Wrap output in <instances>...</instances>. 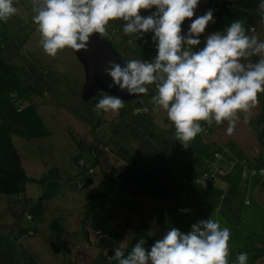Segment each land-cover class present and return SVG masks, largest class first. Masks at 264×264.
<instances>
[{
    "label": "rangeland",
    "instance_id": "obj_1",
    "mask_svg": "<svg viewBox=\"0 0 264 264\" xmlns=\"http://www.w3.org/2000/svg\"><path fill=\"white\" fill-rule=\"evenodd\" d=\"M20 1L23 7L15 6L17 15L31 19L30 23L14 16L9 18L12 19V25H9L12 29L4 30L0 24V40L7 36L10 38L9 46H21L17 53L9 46L2 53L12 56L11 62L20 68L23 83L32 93L30 100L35 103L49 134L32 139L12 137L28 180L24 192L0 194V230L9 233L39 264H119V260L114 258V251L103 250L96 245L89 221L82 223L85 185L100 184L111 166L120 170L125 163H133L146 171H156L155 163L159 165L163 160L164 165L170 168L173 179L179 174L180 178L183 174L187 175V182L177 184L175 188L179 200L190 211H180L184 209L180 201H161L124 186L105 211L111 216L110 223L125 228L128 233L133 228L144 229L158 240L172 227L187 233L193 224L212 219L221 228L230 230L228 264H239L237 257L241 252L248 253L245 264H264V204L254 198L252 186L255 178L242 176L238 172L236 180L240 184L233 187L234 192L221 186L213 193L209 183L206 186L196 184L194 176H200L199 173L206 166L200 160L201 155L197 154L193 160L186 158L194 154L195 149L197 151L196 143L201 141L205 147L202 158L215 166L218 160L214 158L212 150L220 145L214 141L205 143L206 136L201 132L185 148L184 142L177 137L173 122L167 119L166 110L152 101L154 95L149 92L151 84L144 85L148 91L142 97L123 100L127 120L121 116V109L118 113L111 110L105 113L101 109L97 114L95 107L90 108L92 103L87 104L95 95L87 100L81 98L84 73L73 51L61 49L55 57H50L43 50V37L33 17L46 6L37 5L31 0H13V3ZM206 1L198 0L194 16L182 23V36L187 35L191 21L199 16L200 8ZM155 10V6H152L141 9L140 14L148 16ZM239 21L246 35L257 36L259 42H264V21L255 20L253 30H248L249 24L254 21L252 17ZM121 22L122 19H116L112 25L118 27ZM28 25L30 30L25 36ZM107 27L108 24L105 29ZM213 33L216 32L206 27L205 32L200 34L201 42H206ZM145 35L142 51L149 54L156 41L152 40V31ZM128 37L136 41L133 36ZM23 38L24 43L21 42ZM113 39L117 43L118 35H113ZM134 44L132 42L128 47L131 49ZM183 50L198 51L194 46L182 44ZM156 55L157 50L145 61L149 58L151 61L148 62L154 61ZM261 58H264V53L242 57L240 62L247 67L258 63ZM163 78H166V74L161 72L156 81L162 83ZM151 89L153 91V86ZM258 99V105L251 109L249 123L243 122L245 113L238 112L235 130L228 135V121L213 125L211 118L213 129L209 134L220 144L233 141L248 159L247 165L253 167L255 156L261 154L264 148L259 142V138L264 140V134L259 135L257 128L259 122L264 126V92L258 94ZM94 103L96 105L97 102ZM135 109H140V113L137 114ZM133 111L136 116L140 115L134 118L135 121L131 119ZM178 149L181 152L177 153ZM154 159L156 161L152 162ZM186 161L192 163L191 170L187 169L189 163ZM242 164L236 161L240 171ZM88 168H92V171ZM248 179L251 181L246 185ZM217 181L223 184L228 182L223 177L214 178V182ZM239 189L242 191L238 194Z\"/></svg>",
    "mask_w": 264,
    "mask_h": 264
},
{
    "label": "clouds",
    "instance_id": "obj_2",
    "mask_svg": "<svg viewBox=\"0 0 264 264\" xmlns=\"http://www.w3.org/2000/svg\"><path fill=\"white\" fill-rule=\"evenodd\" d=\"M46 7L33 17L42 34L44 52L55 57L58 50L69 48L87 50L93 33L105 34V26L112 20L123 19L125 35L136 33L143 38L152 31L156 41L157 55L152 62L131 59L125 67L113 60L104 73L111 77L109 88L118 86L130 95L145 94L146 84H153L159 73L166 74L157 84L158 95L152 97L155 104L166 110L167 119L173 122L178 139L193 140L203 131L198 121L214 118L217 125L228 121L226 133L231 135L239 119L238 112L245 113L243 122H250L251 109L259 103L258 94L264 92V58L247 67L240 62L242 57L264 53V42L257 36L245 34L240 21H234L226 29L209 35L198 51H181L182 44H201L200 34L209 23H215L213 9L191 21L187 35H181V25L186 18L194 16L198 0H44ZM155 6L151 15L142 16L141 9ZM264 11V2L259 5ZM17 13L13 0H0V20H7ZM251 49L249 52L248 50ZM118 96L105 95L95 105L94 111L118 113L124 108ZM146 110V109H145ZM137 114L140 109H137ZM188 212L190 209H180ZM230 230L221 228L212 219L193 224L191 231L181 232L172 227L152 244L144 248L139 240L127 258L120 248L114 258L119 264H228V241ZM245 264L247 252L237 257Z\"/></svg>",
    "mask_w": 264,
    "mask_h": 264
},
{
    "label": "trees",
    "instance_id": "obj_3",
    "mask_svg": "<svg viewBox=\"0 0 264 264\" xmlns=\"http://www.w3.org/2000/svg\"><path fill=\"white\" fill-rule=\"evenodd\" d=\"M31 1L35 2L37 5H45L44 0ZM262 2H264V0H207L200 8L199 16L204 15L209 9H213L215 23L210 22L207 27L220 34L226 33V29L232 22L252 17L254 21L249 24L248 30H253L255 28V20L264 21V11L259 7ZM17 5L23 7L22 1L17 4L13 3V6ZM14 16H18L17 13L11 17ZM19 18L28 23H30L31 20L18 16V19ZM11 21L12 19H8L7 22L0 20V24L3 25L5 28L4 30H10L12 29V27L9 26L12 25ZM112 23L113 20L108 23V27L103 36L105 39L111 41L113 47L126 64L127 61L131 59L139 60L142 58L140 60L145 61L157 50L156 44H154V47L151 48V52L146 54V52L142 51L145 45V42H143L145 40L144 37L141 38L136 33L125 35L123 26L127 22L123 19L121 25L118 27L112 25ZM27 27L28 29L26 30L27 33L25 36H27L30 30V26L28 25ZM152 33L154 35V32ZM113 35H118L119 39L117 43H115ZM128 36H133L136 41H131V37ZM144 36L146 35L144 34ZM4 37L6 38H3L2 41L0 40V194L15 195L24 192L28 176L22 165L19 152L15 147L12 137L16 136L21 139H32L47 136L49 134V129L45 125L42 116L39 114L35 103L30 100L32 93L31 90L27 88L25 82L23 83V78L20 75V68L11 62L12 56L3 55L2 53L3 49L10 45L8 42L10 38L7 36ZM24 38L21 39L22 43L25 41ZM132 42L135 44L130 49L128 46ZM204 43L205 42H201L200 45H196L194 48L199 50L204 46ZM116 44L117 46H115ZM10 47L15 49V53H17L21 46L18 44L16 48H14L13 45L9 46V48ZM148 61H151V58H149ZM157 84L160 83L156 81L154 84H151L153 86V91L150 85L149 92L154 96L158 95ZM105 95L104 92H98L87 104L91 105L92 103L90 108L95 107L94 102L98 103ZM136 110L137 109H135V111ZM135 111L131 114L132 121H135V117L140 116H136L134 114ZM121 112V116H124V120H127V113L123 108ZM262 122L264 123V120ZM198 123L203 129L202 134L206 136L204 142L214 141L220 146L212 150L214 158L218 160L216 165L213 166V162L210 163L202 158L205 147H203V142L197 141V151L195 149L193 152L194 154L186 159L193 160L197 154L201 155L200 160H202L206 167L199 173L200 176H194L193 181L202 186H206L208 183L210 186H213L214 178L221 179V177H223L225 180L230 181L229 174L237 161L243 162L240 174L245 177L251 176L255 178L254 181L257 182L259 188L264 190V148L261 154L258 153L255 156L253 161L254 167L247 165L246 160L248 159L245 157V154L239 147L231 142V140L225 144H220L209 135L210 131L213 129V127L209 125V122L198 121ZM259 123L257 126L258 133L259 135H263L264 126L259 125ZM259 142L264 146V140L259 138ZM234 145L237 147L236 149ZM179 152H181V149H178L177 153ZM75 161H78V159H75ZM155 161L154 159L152 162ZM250 162L252 161L250 160ZM185 163H189L187 169L191 170L192 163L188 161ZM79 164H83V162H79ZM155 168L156 171H146L142 166L133 163H125L120 170L111 166L105 173L100 184L89 187V185H87L88 183H86V189L83 193L82 223L85 220L89 221L88 226H90V229L94 232L95 243L100 249L115 252L116 248H120L124 253L122 258H127L132 247H134L139 240L143 239L145 241L144 248L146 250L155 243L157 239L148 234L144 229L133 228L132 232L128 233L125 228L112 225L110 223L111 216L109 217L105 212L106 209L113 204L124 186L135 190L137 189L139 193L144 195H146V193L150 194L161 201H180L175 187L177 184H185L188 180L187 175L183 174V177L180 178L179 174L176 179H173L170 168L164 165L163 160L159 165L155 163ZM88 170L91 172L92 168H88ZM81 187L83 189L85 188L83 186ZM179 203L185 208V204L182 201ZM84 233L87 235L86 229H84ZM122 242H124L123 247ZM0 264L39 263L33 255L20 247L9 233L0 230Z\"/></svg>",
    "mask_w": 264,
    "mask_h": 264
},
{
    "label": "water",
    "instance_id": "obj_4",
    "mask_svg": "<svg viewBox=\"0 0 264 264\" xmlns=\"http://www.w3.org/2000/svg\"><path fill=\"white\" fill-rule=\"evenodd\" d=\"M72 51L84 73V81L80 91L82 99L87 100L98 92L118 96L124 101L142 97L143 94L130 95L127 90L122 91L118 86L108 87L112 80L110 76L104 73V68L110 67L107 62L113 60L119 63L122 68L126 66V63L115 50L111 41L105 39L101 34L93 33L90 36L87 50ZM150 248L151 246L147 250Z\"/></svg>",
    "mask_w": 264,
    "mask_h": 264
},
{
    "label": "crops",
    "instance_id": "obj_5",
    "mask_svg": "<svg viewBox=\"0 0 264 264\" xmlns=\"http://www.w3.org/2000/svg\"><path fill=\"white\" fill-rule=\"evenodd\" d=\"M214 122L215 121L213 118V124H214ZM231 142H233V141H231ZM235 145L238 147L237 144H235ZM236 146H235V149L237 148ZM238 172H240V168L235 165L232 168V171L230 173V175H231L230 181H228L227 183H224V184L220 181L214 182V185L212 186L213 187V193H216L220 189L221 186H223L226 190H231L232 192H234L233 187H237V185L240 184V182L238 180H236ZM250 181H251V179H248L246 185H248V183H250ZM230 182H232V183H230ZM253 183H254V186H252V192L254 193V198L257 201L262 202L264 204V190L259 188V186L257 185V182L254 181ZM228 185H229V189L227 188ZM241 191H242V189H239L238 194L241 193ZM219 193H220V191H219ZM248 193H249V190H248ZM253 193L251 195H253Z\"/></svg>",
    "mask_w": 264,
    "mask_h": 264
}]
</instances>
